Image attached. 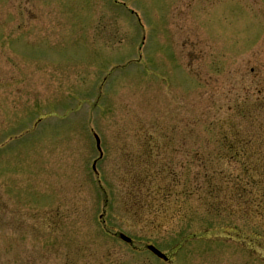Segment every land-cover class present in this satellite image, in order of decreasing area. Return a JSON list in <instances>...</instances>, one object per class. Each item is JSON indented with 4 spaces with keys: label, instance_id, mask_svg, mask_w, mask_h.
Returning <instances> with one entry per match:
<instances>
[{
    "label": "rangeland",
    "instance_id": "rangeland-1",
    "mask_svg": "<svg viewBox=\"0 0 264 264\" xmlns=\"http://www.w3.org/2000/svg\"><path fill=\"white\" fill-rule=\"evenodd\" d=\"M0 264H264V0H0Z\"/></svg>",
    "mask_w": 264,
    "mask_h": 264
},
{
    "label": "water",
    "instance_id": "water-1",
    "mask_svg": "<svg viewBox=\"0 0 264 264\" xmlns=\"http://www.w3.org/2000/svg\"><path fill=\"white\" fill-rule=\"evenodd\" d=\"M120 238L125 240L126 242H130V239L125 237L124 235H120ZM153 253H155L158 257L166 259L165 255L161 254L159 251H157L154 247L149 246L148 247Z\"/></svg>",
    "mask_w": 264,
    "mask_h": 264
},
{
    "label": "trees",
    "instance_id": "trees-1",
    "mask_svg": "<svg viewBox=\"0 0 264 264\" xmlns=\"http://www.w3.org/2000/svg\"><path fill=\"white\" fill-rule=\"evenodd\" d=\"M238 156H239V154H238ZM238 156L235 155L234 157H230L229 160H232V161H234V160H239V159L237 158ZM148 166L151 167V164L149 163V161H148ZM157 173H159V172H157ZM191 194H192V192H190V195H191ZM168 197H169V194H168ZM242 197H243L242 193L239 192V191L237 190V199H241Z\"/></svg>",
    "mask_w": 264,
    "mask_h": 264
}]
</instances>
